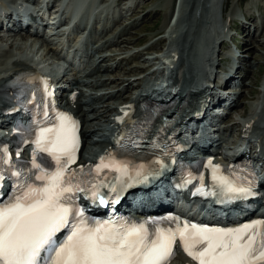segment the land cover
<instances>
[{
  "label": "snow or ice",
  "instance_id": "snow-or-ice-1",
  "mask_svg": "<svg viewBox=\"0 0 264 264\" xmlns=\"http://www.w3.org/2000/svg\"><path fill=\"white\" fill-rule=\"evenodd\" d=\"M55 119L58 123L40 128L33 141L36 153H47L54 165H46L43 158L38 161L34 153L30 167L20 168L0 145V188L6 178L13 180L11 195L0 204V264H171L178 242L196 264H264V220L219 228L175 217L163 226L155 220L87 217L78 204L80 193L107 206L101 189L116 193L115 201L120 192L148 176L143 165L109 154L90 173L97 177L105 169L117 173L114 179L120 192L116 184L84 179L83 168L70 170L79 148L78 124L64 113H57ZM207 164L213 186L226 200H246L257 194L253 181L226 174L211 160ZM200 191L206 194L202 187ZM64 230L66 235L58 240Z\"/></svg>",
  "mask_w": 264,
  "mask_h": 264
},
{
  "label": "rangeland",
  "instance_id": "rangeland-1",
  "mask_svg": "<svg viewBox=\"0 0 264 264\" xmlns=\"http://www.w3.org/2000/svg\"><path fill=\"white\" fill-rule=\"evenodd\" d=\"M185 1L186 0L84 1L81 13L84 18L89 15L90 30L88 31L84 42L79 46L78 50L75 51L72 61H65L63 63V80H67V78L79 80L82 83L81 88L84 90V92H90L89 89L91 88L83 85H85V83L87 82H92L93 84L95 83V79L91 77V71L94 67L91 61H93V59L97 60L100 51L105 53L106 50L107 54H111L112 56L111 61L101 63V66L106 68L108 66L113 67L111 68L110 74L109 69L108 72H103V74L108 75L107 79H109L110 81L111 79H113L118 84H110V82H108L106 86L98 87L99 90L101 89L100 94H109L106 95L107 98L104 101L102 100V105L104 107L100 111H106V107H108V105H112L113 107H115V103L121 98V94H123L121 88L124 86V84L123 86H119L121 81H124L125 83L127 82V80L129 81L133 78H137L140 73L139 72L138 75L137 73H135V75L133 71L135 70L134 68H137V66L140 67V65H148L149 63L147 62H152V64H154L150 69H154L159 66V64L157 63L158 60H155V58L158 59V57L162 55L163 48H165V46L167 48V46L171 43V38L177 32L179 26L181 27V17L179 18V16H181L187 9V3H185ZM72 3L75 7V0H72ZM204 5L208 7V10L205 13L204 11L203 13L201 12L202 16L200 15L197 31L194 35L191 36H194L193 45L190 48L191 51L188 50L191 63H195V61L199 62L200 53L198 52V48L199 45L205 46L208 34L204 30L206 29V24L209 25L207 23L209 20L212 19L214 22L212 25L214 33L222 38L224 35L222 33V30L227 29L230 25H232L230 22L231 19H237L235 24L239 26V18L250 15L255 18L254 20L250 16V18L252 19V21L250 22L252 35H248V33H245L242 30L239 31V35H241L242 38L245 37L244 49L247 58V62L243 63L242 66L245 67L250 73L248 75V78L245 80V84L241 87L242 97L238 98L237 107H235L231 111V115L237 117L239 115H243V111H245L246 113V111L249 112L251 110L252 105L255 103L256 95L260 93V83L262 82L264 77V48L261 47L262 45H264V38L262 37V35H264V0H217L216 7H212V0H207V3H205ZM157 10L161 12L159 13V15L155 16ZM190 11L191 10H189L184 15L183 21L188 20V18H190V16L193 14V11L191 14ZM188 22L190 23V21H185V24H189ZM125 26H129V28L125 35H123V37H121V35V38L119 40H116L115 43H111V45L105 48H101V44L104 43L103 37L106 34H109V36H111L114 31H120V29ZM74 33H76V31H74ZM261 33L262 35H260ZM16 34H18V32ZM230 34L233 35L234 33L231 32ZM24 36V34H20L18 39L24 38ZM184 38L185 35H182V37L179 39V42H184ZM12 39H14V37H12ZM18 39L14 41L15 45L13 46V49L11 48L12 50L16 51L19 49L32 54L40 62L46 64L48 68H51L53 64H56V59L54 58V56L45 55L44 49L39 50L33 45H25L24 41H20ZM101 39H103V41ZM241 42H243V40H241ZM0 43L3 45H7L8 48L5 52H8V50L10 49V42L0 39ZM227 44L231 45L230 43H228V41ZM188 45L189 44L187 43L186 46ZM252 46L255 47L257 51H251L250 54L246 53V51L248 50L247 48H252ZM149 48L151 49L148 50ZM92 49L93 51L94 49H96L95 52H93ZM216 50L222 52L221 54H219L216 60L228 56L229 51L226 50V48H224L222 44L216 46ZM129 55L130 58H133L128 60L124 59L128 58ZM137 56H139V58L134 59ZM250 65H252L251 68ZM200 66L201 64H199V67ZM129 71H131V73ZM131 75L135 76L133 77ZM108 77H110L111 79ZM127 86L129 87L130 85ZM95 92L96 88L92 93ZM110 95L116 96V99H111ZM113 100H115L116 102H114ZM99 105L101 106V104ZM104 116L107 118L108 113L105 112ZM101 120L102 124L105 125V118H101ZM227 121L230 123V128L229 131L226 132V134L223 136L224 144L233 145L235 143L236 137H239V126L233 125L235 123V120L233 119H228L227 117ZM95 138L96 142L94 143L93 147L97 150L101 146L99 140L102 139L99 137Z\"/></svg>",
  "mask_w": 264,
  "mask_h": 264
},
{
  "label": "bare ground",
  "instance_id": "bare-ground-1",
  "mask_svg": "<svg viewBox=\"0 0 264 264\" xmlns=\"http://www.w3.org/2000/svg\"><path fill=\"white\" fill-rule=\"evenodd\" d=\"M13 1H16V0H13ZM187 3H190L192 5V6H190V9H191L190 14L192 13V11L195 12V14H192L190 16V18H188V20H185V21H190L192 19L195 20L196 19V15H197V13H198V11L200 9H201V12L202 13H203V11L205 13L208 10V7H206V5H204L205 3H207V0H190V1L187 0ZM187 7L189 9V6H187ZM160 12L157 10V12L155 13V16L159 15ZM253 19L255 20V18H253ZM250 21H252V19H250ZM246 23H248V21ZM195 25L197 27L198 26V23H195ZM235 27L241 29L245 33H248V35H251L252 30H251V28H250L249 25H244L242 27H239V26H235ZM128 28H129V26H125L122 29H120V31H117L116 30V31H114L112 33L111 36H109V34H106L103 37L104 43L101 44V48H105V47L111 45V43H115L116 40H119L121 37H123V35H125V33L127 32ZM8 32H9L8 33L9 34L8 36H15V30H10ZM255 32H256V30H255ZM262 33L260 35H262ZM112 36H113V38H112ZM262 37L264 38V35H262ZM193 38H194V36L192 38H190V34H186L185 35V38H184V42H180V44L183 43L184 45L183 44L181 45L182 46L181 55L177 58V61L179 62V65L177 66V68L175 70V73L178 76V80H180V81H177L178 88L187 86L185 88V90H182V88H181V92L179 91V93H178V95H179V102H180L179 105H182L181 108H180V110H181V113H183V118H186L187 116H190L189 115L190 114V111H191V109L194 108V106L198 102V100L204 99V101H207V99H208V96L207 95L204 96V97H202V96H196L195 97L194 94H192V93L189 92V89L190 88H188V86L191 87L192 83L196 79V74H195L196 71H195L194 65L192 63H190L185 58V52H184V50H186V48H187L186 47V44L187 43L189 44L193 40ZM103 39H101V40L103 41ZM254 39H255V37H254ZM207 44H208V40L206 38L205 45H207ZM14 45H15L14 41L11 42L10 43V48H12ZM261 47L264 48V45H262ZM96 49H98V48H96ZM96 49H94V51L92 49V51L95 52ZM150 49L151 48H149L148 50H150ZM247 49L248 50L246 51V53H248V54H250L251 51H253V52H256L257 51V49L255 47H253V46H252V48H247ZM190 51H191V49H190ZM105 53H106V55H105ZM105 53L100 51L98 59L97 60L93 59V61H91L92 64L94 65L93 70L91 71V77L95 79V83L93 84L92 82H87V83H85V85H83V86H87L88 88H91V89H89L90 90V93H89V95H87L86 94L87 91L84 92V90H80V92H79V100H80V97L83 98V99H81V102L80 103H79V100L76 103L77 104V111H78V113H81V117L84 118L85 123H88V126L85 129V131H84L86 138H90L91 136L97 137V136L100 135V133H102L104 131V125L102 124L101 118H105V122L107 124L108 121H109V118L108 117H110V115H112L113 113L118 112L120 115H124L126 113V111L130 110V107L129 106L124 107V108H121L119 105L125 104L128 101V99H129V94H131V91L133 89L139 88L142 85V80L141 79H136V80H132L131 79L129 81L127 80L128 83L127 82L124 83V81H121V83H120L119 86H123V84H124V86L121 88L122 91H123V94H121V96H120L121 98L117 102L115 100H113L114 102H116L115 103L116 104L115 107H113L112 105H108V107H106V111L103 110L104 112H101L100 110L104 107L102 105V103L107 98L106 95H109V94H100L101 93L100 92L101 89L99 90L98 87L106 86L108 84V82H110V84H112V83L118 84V83L115 82V80H113L110 77H108V78L111 79V81H110L109 79H107V76L108 75L103 74V72H108V69H109V74H110L111 68L113 67V66H111V67L108 66L106 68V67H102L101 66L102 65L101 63H104V62H107V61L108 62L111 61V57H112L111 54H107L106 50H105ZM187 55H188V53H187ZM132 58H130V55H129L128 58H124V59H127L128 60V59H132ZM138 58H139V56H137L134 59H138ZM245 58H243V60L240 61L241 64L247 62V58L246 59ZM98 60H99L100 63L98 62ZM153 60H150V61H153ZM155 60H158V59L155 58ZM147 63H149V64L148 65H144V66H141L140 65V67L137 66V68H134L135 69V70H133L134 71V74L137 73V75H138V73L140 72V70H146L147 71L150 68H152L153 65H154V64H152V62H147ZM214 64H216L217 66H221V62H220L219 59L216 60V62H214ZM185 67H187V73L188 74L187 75L184 74V77L182 78L183 68H185ZM251 67H252V65H250V68ZM104 68H106V69H104ZM237 70L238 71L241 70V65L239 66V68ZM129 72L131 73V71H129ZM9 73L10 72L8 71L7 73L0 74V78H2V77H5V78L8 77ZM249 73L250 72L248 71L245 74V78H248ZM135 75H131V76L134 77ZM7 80L8 79L3 80L0 83V87H2L7 82ZM116 80H118V79H116ZM233 80H234V77H231L226 82L225 86L230 88V85L232 84V81ZM241 83H242V86L245 84L244 79L242 80ZM73 85H76V86H80L81 87L82 86V83L79 82V81H76ZM127 85H130V86L128 87ZM95 88H96V92L95 93H92ZM219 88H220V86L217 84V87L215 89H213V93L216 92L217 91L216 89H219ZM78 90H79V88H78ZM239 97H242V92L239 95ZM110 98L111 99H113V98L116 99V96H111L110 95ZM99 101H101V102H99ZM0 103L1 104H5V101L2 98H0ZM99 104H101V106ZM236 107H237V105H236ZM105 112L108 113L107 118L104 116V113ZM242 114L244 116L249 115L248 114V111H246V113H245V111H243ZM89 115L92 116V117H89ZM237 124L238 123H236L235 126H237ZM229 128L230 127H228L227 131L229 130ZM2 133H4V132H2ZM99 137H101V136H99ZM259 139H260L261 143L264 145V132L259 135ZM97 143H99V142H97Z\"/></svg>",
  "mask_w": 264,
  "mask_h": 264
}]
</instances>
